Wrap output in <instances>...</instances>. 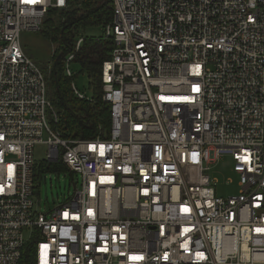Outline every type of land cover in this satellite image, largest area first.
I'll return each mask as SVG.
<instances>
[{
  "label": "built area",
  "instance_id": "built-area-1",
  "mask_svg": "<svg viewBox=\"0 0 264 264\" xmlns=\"http://www.w3.org/2000/svg\"><path fill=\"white\" fill-rule=\"evenodd\" d=\"M112 3L111 125L83 138L53 127L21 44L68 0H0V264H22L29 244L31 264H264V0ZM40 143L82 178L47 213L34 200ZM224 156L239 175L229 197L210 174Z\"/></svg>",
  "mask_w": 264,
  "mask_h": 264
},
{
  "label": "trees",
  "instance_id": "trees-1",
  "mask_svg": "<svg viewBox=\"0 0 264 264\" xmlns=\"http://www.w3.org/2000/svg\"><path fill=\"white\" fill-rule=\"evenodd\" d=\"M112 0H68L64 8H51L39 30L43 37L56 45L52 59L40 66L47 86L48 97L58 111L60 120L53 123L56 130L69 137L92 138L100 125H111V104L103 100L102 68L103 63L111 58L114 42L110 38L83 37V42L76 50L79 30L84 27L106 26L113 20ZM74 53L73 62L81 67V72L88 75L93 100L81 99L73 91L75 75L66 73V58ZM68 171L74 174L62 162L49 160L36 162L34 175V194H37L45 172ZM32 244L27 247L22 264H31Z\"/></svg>",
  "mask_w": 264,
  "mask_h": 264
},
{
  "label": "rangeland",
  "instance_id": "rangeland-1",
  "mask_svg": "<svg viewBox=\"0 0 264 264\" xmlns=\"http://www.w3.org/2000/svg\"><path fill=\"white\" fill-rule=\"evenodd\" d=\"M105 34V27L94 25L81 28L78 37H100ZM21 44L24 52L33 58L40 66L48 64L52 59L56 45L52 41L43 37L40 31L25 30L21 33ZM42 62V63H41ZM71 69L75 75V84L79 91L87 96H93L90 88V80L87 74L81 72L78 63L71 64ZM58 113L57 109H55ZM47 137V136H46ZM35 157L37 161L48 160V146L40 143L35 147ZM211 177L216 180L217 194L224 197L237 195L239 193V175L234 171V162L230 156L221 157L217 163L211 166ZM82 178L78 173L71 174L68 171L45 172L41 181V187L35 194V207L42 213H47L55 206L65 203L70 199L76 188L81 186ZM28 241H32L26 233Z\"/></svg>",
  "mask_w": 264,
  "mask_h": 264
},
{
  "label": "water",
  "instance_id": "water-1",
  "mask_svg": "<svg viewBox=\"0 0 264 264\" xmlns=\"http://www.w3.org/2000/svg\"><path fill=\"white\" fill-rule=\"evenodd\" d=\"M74 187H75V185H74Z\"/></svg>",
  "mask_w": 264,
  "mask_h": 264
}]
</instances>
